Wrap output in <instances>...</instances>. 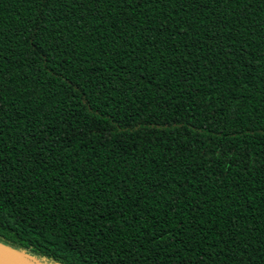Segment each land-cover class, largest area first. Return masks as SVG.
Instances as JSON below:
<instances>
[{"label":"trees","instance_id":"obj_1","mask_svg":"<svg viewBox=\"0 0 264 264\" xmlns=\"http://www.w3.org/2000/svg\"><path fill=\"white\" fill-rule=\"evenodd\" d=\"M0 243L264 264V0H0Z\"/></svg>","mask_w":264,"mask_h":264},{"label":"bare ground","instance_id":"obj_2","mask_svg":"<svg viewBox=\"0 0 264 264\" xmlns=\"http://www.w3.org/2000/svg\"><path fill=\"white\" fill-rule=\"evenodd\" d=\"M0 264H32V262L0 244Z\"/></svg>","mask_w":264,"mask_h":264},{"label":"water","instance_id":"obj_3","mask_svg":"<svg viewBox=\"0 0 264 264\" xmlns=\"http://www.w3.org/2000/svg\"><path fill=\"white\" fill-rule=\"evenodd\" d=\"M0 244H1V243H0ZM1 245L6 246V245H4V244H1ZM6 247L9 248V249L12 250V251L18 253V254H21L24 258L27 257L26 255H24V254L21 253V252H17V251H15V250H13L12 248L8 247V246H6ZM27 258H30V257H27ZM31 259H32V258H31ZM34 260H36V259H34ZM37 262H38L39 264H41L38 260H37Z\"/></svg>","mask_w":264,"mask_h":264},{"label":"rangeland","instance_id":"obj_4","mask_svg":"<svg viewBox=\"0 0 264 264\" xmlns=\"http://www.w3.org/2000/svg\"><path fill=\"white\" fill-rule=\"evenodd\" d=\"M25 259L28 260L29 262H32V264H39L37 262V260L31 259V258H27V257H25Z\"/></svg>","mask_w":264,"mask_h":264}]
</instances>
